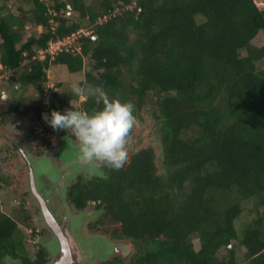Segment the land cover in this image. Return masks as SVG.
<instances>
[{
	"label": "trees",
	"instance_id": "16d2710c",
	"mask_svg": "<svg viewBox=\"0 0 264 264\" xmlns=\"http://www.w3.org/2000/svg\"><path fill=\"white\" fill-rule=\"evenodd\" d=\"M9 1L0 0V76L9 73L11 98L19 94L10 114L29 107L27 87L35 100L26 123L19 121L23 141L50 144L43 114L52 110L100 109L86 95L89 88L99 86L137 110L157 95L155 113H148L159 121L163 174L152 149L130 147L124 171L86 169L89 175L70 188L76 207L94 202L96 223L115 225L112 236L136 249L129 262L113 256L100 264H264V46L253 43L264 34V6L256 0H23L30 7L13 12ZM27 22L41 31L24 39ZM82 29L90 34L40 57L50 42ZM60 66L82 73L80 106L69 104L76 95L48 88V70ZM243 212L250 217L238 229ZM22 236L15 219L0 211V264L6 257L45 263L42 248L29 258Z\"/></svg>",
	"mask_w": 264,
	"mask_h": 264
},
{
	"label": "rangeland",
	"instance_id": "374dc122",
	"mask_svg": "<svg viewBox=\"0 0 264 264\" xmlns=\"http://www.w3.org/2000/svg\"><path fill=\"white\" fill-rule=\"evenodd\" d=\"M91 0H86V2H90ZM261 0H256V3L258 5H260ZM263 5H264V1H262ZM7 5L10 7L11 11H17L16 9H18V7H22L24 9H27L30 7V4L25 3L23 0H11L9 2H7ZM25 28L27 30H24V39H26V37L32 33L33 31L35 32H39L41 31V28H36L33 27L31 25L30 22H27L25 24ZM255 45L257 46H264V34L262 32H260L257 37L255 38L254 42ZM264 62V61H263ZM264 65V63H263ZM1 69V66H0ZM50 72L52 73L51 76L52 78L50 80H47V85L48 88L50 90H59V95L61 96H65V94H67L68 96H74L76 95V99L74 100V98H72V100L70 101V105H78L80 103V92L77 91L78 88V83L80 80L83 79L82 73H69L67 71V69L64 66H60V67H56V68H51ZM2 75V74H1ZM9 77V73L7 74H3L2 76H0V124L2 123L3 125V129H0V132L3 131V133L9 135L7 136L11 141V143L17 144V148L20 147V145L22 147L25 148H29L31 149V146L28 143L31 142H24L21 138L18 136V132L19 134H22V130H18V127L15 128V124L16 121L17 122H21V123H26V119H27V113H29L32 109L33 104L35 103V100L33 97H30L31 94L29 92L28 87L25 90V94L23 95V97L26 99L27 104L29 105V107L26 106H20L19 107V112L17 115L14 114H10L8 111V108L16 103L17 101H15L12 104H9V98L8 96L11 98L12 94L9 93V91H11V85L8 82L7 78ZM57 82H60L61 84H58ZM59 85V86H58ZM40 87V86H39ZM45 89H47L46 87H43ZM48 89V90H49ZM37 90V89H36ZM49 90V92H50ZM1 93H3L1 95ZM84 95V94H83ZM19 94L17 96H15L14 100H16L18 98ZM78 97V98H77ZM80 97V98H79ZM146 104H142L141 109L137 110V114L140 117H137L140 121V124L138 126V128L135 130L134 133V138L132 140V143L130 145V147L133 150H140L142 148H150L153 150L154 152V166L156 168V172L163 174L164 172V165H163V148L161 146V142L159 140V121H158V117L157 119H154L153 117H150L148 112H154L155 113V109H156V101H157V95L156 94H151L147 97V99L145 100ZM120 102V101H119ZM18 103V102H17ZM132 105V104H130ZM80 106V105H78ZM4 115V119H2L1 115ZM22 119H24L22 122ZM6 120V121H5ZM5 121V123L3 122ZM12 144V145H14ZM60 147H64L63 151L66 154H69V151H71V148H69V145H67L65 142H60ZM10 147V145L7 143H5L4 147ZM59 147V145H58ZM25 149V151L27 150ZM27 152V151H26ZM10 153V152H9ZM6 154V157L4 158L3 154V158L6 160V164L1 165L0 163V183H1V187H0V211L12 216V218L15 219V221L18 224V227L22 230L23 232V236H22V241L25 247V250L27 252V255L29 256V258L34 259L35 255L38 251L39 248H43L44 251L46 252V259H48V263L50 264L53 260V258L56 256L57 251L59 250V246L57 245V238L56 236L52 233L48 222L45 221L44 217H42L41 212L38 210V206L37 205H33L30 206L26 204V202L28 201V199L26 200V202L24 203V207L23 206H18L15 203H12L10 201V195H11V185L13 184L14 180H16V174L15 171L19 170L17 168V163H18V158H17V152L15 153H10ZM1 157V156H0ZM9 157H10V161L9 162ZM67 159V156H66ZM68 160V159H67ZM99 165V164H97ZM2 166H4V168H1ZM73 171V170H72ZM69 172V171H68ZM80 173L81 175H85V177H87L89 174L86 173V171H78L76 172ZM78 175V174H77ZM65 178V177H64ZM74 179H76V175L72 177ZM71 179H67V181L65 180L64 182L60 183V185H62L63 183H65V185L67 186L68 184H70L72 182ZM17 182V180H16ZM21 188H24V186H21ZM253 202L254 200L249 201L245 207L248 205L249 207L253 206ZM28 204H31V202H27ZM35 204V203H32ZM25 209L26 213L22 212ZM85 211L89 214L93 213V207H91V205H88L85 209ZM28 217H27V216ZM63 215V214H61ZM99 216V213L89 217L88 219L83 221V225H82V229H78L76 228V232L73 235V238H75L78 243L83 246V241L87 242V240H92L90 238L92 237H105V239L109 242L113 243L114 246V252H112V254L107 255L106 252H102L101 255H103L104 257H107L110 259V257H112V255H116L117 253L121 254V251L124 249L129 250V252H126L127 258L126 261L129 262L132 259V255H134L133 253L136 251V249H134L132 243L130 241H126V240H122V241H116L114 240L112 237V231H114V229L116 228L115 225H106L105 226H97L94 228H89L88 224L93 222L94 220H96ZM249 215L246 214V212H243L240 217L238 218V220L236 221V226L238 227V229H243V226L246 224L247 220L249 219ZM58 221H62L57 219ZM78 225V223H77ZM104 227L107 228L104 230ZM80 230V231H79ZM107 230V231H106ZM83 232L84 235H82L80 232ZM130 243V246H128V244ZM86 244V243H85ZM121 244V245H120ZM196 244V243H195ZM118 246V247H117ZM197 246V244L195 245ZM235 245L233 244L232 247H234ZM133 247V248H132ZM113 248V247H112ZM116 248V249H115ZM120 249V250H119ZM86 249L85 250V259H82L83 256H79L80 257V263L79 264H100L103 259L99 258L98 256L95 255H91V252H87ZM122 255V254H121ZM126 255H124L126 257ZM78 257V256H77ZM88 258V259H86ZM82 259V260H81ZM17 260H14L10 257H7L5 261H3V263L5 264H15V262ZM19 262V261H17ZM78 262L76 261L75 264H77ZM17 264V263H16Z\"/></svg>",
	"mask_w": 264,
	"mask_h": 264
},
{
	"label": "flooded vegetation",
	"instance_id": "af4514ba",
	"mask_svg": "<svg viewBox=\"0 0 264 264\" xmlns=\"http://www.w3.org/2000/svg\"><path fill=\"white\" fill-rule=\"evenodd\" d=\"M15 88L19 89L18 86H16ZM9 93L12 94V93H14V91L11 90V91H9ZM2 94L3 93H1V95ZM8 98H9V104H12L16 101V100L10 98L9 96H8ZM1 117H2V119L5 118L3 114L1 115ZM5 121H3V122L5 123ZM14 126H15V128L18 127V130H22V129H19L20 122H16V124ZM0 129H3L2 123L0 124ZM51 129H52V127H50L48 129L51 132L49 134L51 137L50 144L44 145V144H41L37 140H35L33 142L30 141L31 143H28L29 140H28V142H26L31 146V149L26 148L27 149L26 153H29V154L32 153L31 161L26 159V157L23 155V154H25L28 156V154H26L25 151H23V150H25V149H23L24 147H22L20 145V148L19 147L17 148V144L9 142V141H11L7 137L9 135H7V134L3 133V131H1L0 132V156H1L0 157V163L2 161L1 164H3L4 162L6 164V160L4 159L6 157V154L11 155L10 153L17 152V154H18L17 155V158H18L17 159L18 160L17 168L19 170L15 171V174H16L15 179L17 180V182H16V180H14L13 184L11 185L10 201L12 203H15L18 206L24 207V203L28 199L27 202H29V201L31 202V204H28L26 202V204L29 205V207L33 206V205H37L38 210L42 214V217H44L45 221L50 223V224L49 223L48 224H49V227H50L52 233L54 235L56 234L55 236H57L58 233L60 234V232H57V231L58 230L60 231V229L62 227H64L62 229L66 231L70 227L71 228L72 227L78 228V227L74 226L77 223L79 226H81V216L84 215L83 212L85 211V209L88 205H91V207H93V211L96 209H95V203L94 202H88L86 204V206L78 208L74 205L71 198L69 197L70 188L78 180L84 179V176H85V175H81L80 173H77L78 174L77 175L76 172L86 171V169L74 170V174L76 175V179L72 180L73 176H71L69 178L72 180V182L70 184H68L67 186L65 185V183L60 185V183L64 182L65 180L67 181V179H68L67 173H69L68 171H70V169H72V167L68 166V164H67L68 162L66 159V153L62 152L63 151L62 146L60 147L59 143L63 141L67 145H69V148H71L72 145L77 146V143H79V141L74 137V135L71 133V131L67 132L66 130H63V129L51 131ZM39 130H41V129H39ZM19 135H21V134H19V132H18V136ZM19 137H21V136H19ZM7 142L10 145V147H8V146L4 147L5 143H7ZM12 144H14V145H12ZM58 145H59V147H58ZM3 154H5L4 158H3ZM76 154L78 157L79 152H76ZM9 162H11L10 157H9ZM4 166H2L1 168H4ZM99 166L101 168H104L101 165H99ZM21 186H24V188H21ZM32 203H35V204H32ZM44 206L49 212H46L45 210L43 211L42 207H44ZM61 214H63V215H61ZM89 215L91 217V216H94L96 214L93 212L92 214H89ZM86 217H87V215H86ZM54 219H55V221L53 223ZM57 219L62 220V221H58ZM51 220H52V222H51ZM96 221H97V219L94 220L93 222L89 223L88 224L89 228L97 227L98 223H96ZM57 225H60L61 228L57 227ZM79 228L82 229V226ZM55 229H57L56 232H55ZM80 233L82 235H84V233L82 231ZM56 238H57V242H58V237H56ZM112 238L116 241H122V240H117L114 237H112ZM128 246H130V248H131L130 243L128 244ZM63 248H64L63 249L64 252H66V253L67 252L68 253L74 252L71 249H67L64 245H63ZM127 249H129V248H127ZM126 252H129V250L125 251L124 253H122V251H121L122 255L120 253H117L116 255H112V257L113 256L125 257L124 255H126ZM60 254H62V252L60 253V250H58L56 255H60ZM76 254H78V253L76 252ZM126 257H127V255H126ZM6 258H4V259L6 260ZM48 261H49L48 259H45L44 264H47Z\"/></svg>",
	"mask_w": 264,
	"mask_h": 264
},
{
	"label": "clouds",
	"instance_id": "9594fccd",
	"mask_svg": "<svg viewBox=\"0 0 264 264\" xmlns=\"http://www.w3.org/2000/svg\"><path fill=\"white\" fill-rule=\"evenodd\" d=\"M262 1L260 5L264 6ZM50 70L48 80L52 78ZM77 91L83 90L77 88ZM86 95L97 98L103 106L92 113L72 107L63 112L52 110L50 114H43V118L52 127L51 131H71L79 141V159L82 162L122 172L131 162L129 148L140 124L137 108L111 99L99 86L89 88ZM30 155L32 157V153Z\"/></svg>",
	"mask_w": 264,
	"mask_h": 264
},
{
	"label": "water",
	"instance_id": "95a60500",
	"mask_svg": "<svg viewBox=\"0 0 264 264\" xmlns=\"http://www.w3.org/2000/svg\"><path fill=\"white\" fill-rule=\"evenodd\" d=\"M69 8V7H68ZM20 148V147H19ZM24 149V148H23ZM64 149V147H62V150ZM25 151V150H23ZM76 152H79V143H77V146H74L72 145L71 146V151H69V154H66L67 156V164L68 166L72 167V169H70L69 173H67V178L69 179L71 177V175L74 173V170H84V169H92L93 171L96 170V173L97 174H100V170L98 168V165L97 164H90V163H86V162H82L80 159H79V155L77 157V154ZM26 153V151H25ZM28 154L25 155L23 154L26 159H28L29 161H31V155L29 153H26ZM78 158V159H77ZM77 164V165H76ZM75 165V166H74ZM74 168V169H73ZM73 170V171H72ZM32 191V190H31ZM43 208V211L45 210L46 212H49L45 206L42 207ZM83 216H81V226L83 225V221L88 219L90 217V215H88V213L86 211L83 212ZM87 215V217H86ZM52 218V217H51ZM53 219V218H52ZM49 221V220H48ZM55 219L53 220V223H54ZM52 222V220H51ZM49 223V222H48ZM50 224V223H49ZM48 224V225H49ZM53 225V224H52ZM75 227H78V229H80L79 225H74ZM57 227H60V225H57ZM61 228V227H60ZM64 228V227H62ZM60 229V231L58 230L57 232H60V234L58 233V235L56 237H58V242H57V245L59 246V250H60V253L62 252V254L60 255H56L52 262L50 264H75L76 261L78 262L77 264L80 263V257L79 256H83L82 259H85L84 256H85V250L86 249H89L87 250V252H91V255H95L96 253V256L98 255L99 258L101 259H106L107 257H103L101 254L102 252H106L107 255L109 254H112V252H114V246H113V243L112 242H109L105 239V237H101V236H98V237H92L90 239L92 240H87V242H84L86 240L83 241V246H81L78 241L73 238V235L75 234L76 232V228H68L66 231L63 230V229ZM57 229H55V232H56ZM65 231V232H64ZM80 231V230H79ZM62 232V233H61ZM56 235V234H55ZM86 243V244H85ZM63 245L67 248V249H71L73 250L74 252L73 253H66L64 252V248H63ZM121 245V244H120ZM233 245H230V247H232ZM113 247V248H112ZM118 247V246H117ZM116 249V248H115ZM120 250V249H119ZM125 251H128L127 249H124V251L122 250V253H124ZM76 252L78 254H76ZM76 255V256H75ZM78 256V257H77ZM81 259V260H82ZM88 259V258H86ZM15 262V261H14ZM20 264L19 262H15V264Z\"/></svg>",
	"mask_w": 264,
	"mask_h": 264
},
{
	"label": "built area",
	"instance_id": "2783aa9c",
	"mask_svg": "<svg viewBox=\"0 0 264 264\" xmlns=\"http://www.w3.org/2000/svg\"><path fill=\"white\" fill-rule=\"evenodd\" d=\"M103 19L106 18H102L100 21H102ZM88 34H90L89 30L82 29L80 31L67 35L66 37H64L61 40H58L57 42H50L48 49L40 52L39 55L41 58H44L45 53H49L51 56L54 54H58V52H60L63 47H67L71 45L74 41L77 40L78 37Z\"/></svg>",
	"mask_w": 264,
	"mask_h": 264
}]
</instances>
